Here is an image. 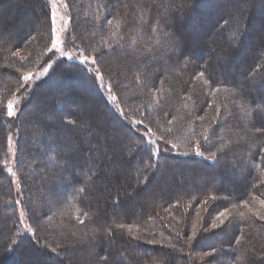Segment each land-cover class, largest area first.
<instances>
[{"label": "trees", "instance_id": "obj_1", "mask_svg": "<svg viewBox=\"0 0 264 264\" xmlns=\"http://www.w3.org/2000/svg\"><path fill=\"white\" fill-rule=\"evenodd\" d=\"M25 1L14 3L15 10L19 6L22 10L36 8L44 21L34 28L23 26L19 33L14 23L26 25L21 18L0 25L1 116L17 91L16 84H26L21 73L35 69L33 65L22 68L23 64L37 66L51 55L47 53L53 36L48 3ZM210 1L81 0L75 4L83 16L97 22L95 33L108 29L107 36L93 39L95 49L103 53L97 61L103 63L104 70H112V63L138 58L142 75L131 80L140 85L123 92L118 106L143 124L128 122L119 114L98 87L95 75L77 61L58 60L50 74L34 84L29 103L23 104L16 116L21 120L30 103L42 100L44 114L39 123L20 125L17 133L20 195L33 230L20 239L16 238L22 229L16 199L19 193L4 168L10 129L6 121L0 123V255L9 256L13 242V250L23 255L5 264H25L24 258L29 257L45 262V255L51 256L49 264H65L62 257L73 264L264 261V220L260 219L264 216V138L256 131L264 129V0H223L208 12L202 6ZM115 11L125 14L111 26L106 22L115 18ZM199 15L206 16L210 28L200 23ZM130 27L137 30L127 36ZM84 31L78 30V37L89 43L90 33ZM76 38L73 34L75 42ZM36 51L41 53L40 59L34 58ZM16 52L20 55H14ZM71 66L92 83L97 96L93 102H100L105 111L101 120L80 117L73 111L75 90L64 88L62 79L74 77H68ZM150 66L159 73L149 74L148 79ZM243 66V72H237ZM200 72L204 75L199 76ZM55 77L58 80L51 81ZM187 85L188 94L180 97ZM56 87L62 89L57 92ZM52 89L55 93L48 103L47 94ZM221 97L226 98L224 103H220ZM172 108L174 115L168 114L164 122V112ZM32 110H37L35 105ZM67 120L76 121V126ZM109 122L116 131H104L103 125ZM84 124L88 130L82 128ZM148 130L178 147L172 149L160 140L158 156L149 160V149L155 150L146 142ZM197 143L217 159L211 162L193 154ZM215 166L218 170L208 175V169ZM177 172L187 177L178 181ZM229 172L234 182L225 187L221 180ZM107 174L112 177L108 181ZM129 186L146 189H138L135 205ZM220 211H225V216L217 218ZM213 222L220 227L211 228ZM121 224L125 227L120 228ZM193 230L197 242L189 247L186 242ZM241 233L245 242L235 245L234 238ZM45 243H56L59 253L48 252ZM210 251L213 255L205 256ZM241 256L245 257L242 262Z\"/></svg>", "mask_w": 264, "mask_h": 264}, {"label": "rangeland", "instance_id": "obj_2", "mask_svg": "<svg viewBox=\"0 0 264 264\" xmlns=\"http://www.w3.org/2000/svg\"><path fill=\"white\" fill-rule=\"evenodd\" d=\"M19 1H24V0H8L7 3L3 0L1 1V3H0V25L3 23H10L11 24V23H14V21L17 18H21L23 21L26 22V25L19 24V22L14 23L15 24L14 29L18 33L21 32V30L24 28L23 26H25L26 29L29 26H32L34 28V26H36L38 24H39V26H41L43 21H44V18H41L37 15L38 13H37L36 8H34V9L28 8V6H27L24 8V10H22L21 6L18 5L20 7L19 10H15L16 6L14 3H18ZM46 1L48 3L47 7L51 13V20H52V25H53V36H52L50 45L52 44L53 40H55V38L57 36H59V38H60L59 47H58V49H51V46H49L47 53L49 52L51 55H50V57H48V59L46 61L43 62V64L39 63L37 66L33 62H32L33 64L31 63V65H29V66L23 64L22 68L32 67V65H33V67H35L34 71L21 73V77L23 79H24V77H27L29 74H31V78L27 79V80L24 79V81L26 82L25 85L16 84L15 89L17 91L15 92L14 96L6 103L7 105H6V108L3 109V115L2 116L0 115V123H1V121H2V123H4L3 120L6 121L7 126L10 129L8 132V135H7V154H6L5 160H4V164H5L4 168H5V171L8 173V175L11 176L12 181H13L14 186H15V190H17V192L19 193L18 197L16 199L18 202L17 205L19 207L20 220H21L20 224H21L22 229L19 232V234H17V236H16L17 239L22 238L24 236L23 233L24 234L33 233V230L31 228L32 225L30 226V223L27 220V214H26V210H25L26 208H25L24 202L22 200V197L20 195L21 178L17 173V163L19 160L18 152L20 149V147H19L20 141H19V138L17 136V133H18V130L20 131V129H19L20 125L23 126L27 123H33L35 121H37V123H39L38 121L40 119V116H43V114H44L43 109L40 107L42 105V102H41L42 100L40 102L30 103L31 104L30 109L28 111L25 110L21 120L16 118L17 113H18V111L21 110V106L23 104L29 103L28 99L30 97L31 91L33 90V88L35 86L34 84L43 80L44 78H46L50 74L52 67H54V64H56L58 62V60L67 59L68 61H77V62L81 63L80 61H81L82 57H81L80 53L83 51L80 48L85 49V52H83L84 55H90V57L95 56L99 60L100 56L103 53H100L99 50L97 51L95 49V45L93 44V42H94L93 39H95L97 41L99 39L100 35H102V38H103V37L107 36L106 34L108 32V29H105L104 30L105 32L104 31L96 32V33L94 32L96 25H97V22L94 21L95 23L93 24V22H91L90 19H88V17L86 15L83 16L78 11V7L75 6L76 3L79 5V2L81 0H46ZM90 1L95 2L96 0H90ZM114 1L115 0H111V2H114ZM221 1H223V0H211L210 2H204V5L202 7L204 9H206L207 11L209 9L213 10L214 8H216V4L218 2H221ZM225 1H227V0H225ZM25 2H27V0ZM82 5H84V4H82ZM1 6H3V7H1ZM4 6L9 7V10L7 12H5L6 8H4ZM247 11H252V10L250 9V7H247ZM132 12H133V7L131 10V13ZM256 13L259 14L260 12L257 11ZM124 14H125L124 11L120 12V13H117L115 11L113 13V15H115V18H113L111 20L110 25L112 26V25L116 24L118 22L117 19L120 18V20H121V17L123 18ZM262 14L263 13H260L261 17L263 16ZM45 15H46V12H45ZM198 18H199L200 23L202 25H207L208 19L206 18V16L202 17L199 15ZM106 23H109V22H106ZM152 25H153V23H152ZM81 26H83V27H81ZM207 26H208V28H210L209 24ZM103 27H104V25H103ZM80 29H83V30L85 29L84 33H86V35L90 33V36H89L90 42L89 43L90 44L92 43L91 44L92 47L90 46L91 48H88L89 47L88 42L81 41L79 39L77 31ZM135 29L137 30V28L130 27V29L128 31L129 34L127 36L133 35L135 33L134 32ZM72 33L75 35V37H77L76 42L73 39ZM191 33L193 34V31ZM32 35L35 36V34H32ZM31 36H30V39H31ZM47 44H49V42ZM235 48L237 49L238 45L235 46ZM61 52H65V53H67V55L62 56L60 54ZM35 53H37V54L34 55V58L37 59V57H38L40 59L41 53L39 51H36ZM69 56H71L72 58L69 59ZM49 64H51L50 68L48 67ZM82 64H84V68L87 69V71H89L91 74L95 75V78L99 84L101 83L100 75L103 76V82H102L103 86H100V87H101L102 91L104 92V95L107 98V100L110 102V104L114 107L115 110L116 109L118 110L117 112L119 114H121L125 119H127L128 122L130 121V122L134 123L137 120H141L139 118H136L134 116V114L128 110H126L127 112H125V111L123 112L122 109H120V107L118 106L119 105V103H118L119 97L121 99V95L123 92L133 90L132 88H135V86L138 87L140 85V83H139V85L132 83V80H131L132 77L142 75V73L139 72V70H141V68H140L141 66L139 64L137 57L134 60L126 61V63H122V62H120L118 64L112 63V70H110L109 72H107L106 69L105 70L103 69L105 67L103 66L102 62L100 64V62L98 63V61H97L96 65H92L90 62L89 63H82ZM72 67L73 66L70 67V70H69L70 72L68 73V77H70L72 75L74 77L72 79L69 78V80L68 79L66 80V78H62V79L64 80V84H63L64 88L71 86L75 90V95L71 96V99L74 98V100H75V107L72 106L73 109H75L73 111H76L75 113H77L80 117L81 116H84V117L92 116L96 120L98 118H99V120H101L100 116L102 115V113H105V111L103 109V106L100 104V102H98V101L93 102V99H96L97 96H95V94L92 91L93 90L92 83L89 81V79L82 78V76L80 74H78L76 72V70ZM150 67L151 68L147 72L148 79L150 78L149 74H153V75L157 76V74L159 73V70L155 66H150ZM45 68H48L47 72L44 71ZM243 68H244V66L242 67V69L239 67V69H237V72H239V73L243 72ZM97 69L99 70L98 73H97ZM58 78L55 77L51 81H55L56 79L58 80ZM139 80H140L141 84H144L143 82H145V81H144V78L142 76L140 77ZM3 81H5L4 78H3ZM115 82H118L117 85H115ZM108 85H111V89H109ZM60 88L61 87H56L55 91L59 92ZM55 91H53V89L51 91H49V93L47 94L48 96L46 98L47 102L50 101L51 98H53ZM188 91H189V85H187L186 88H184V90L181 93H179V96H180V94L182 95V93H183V95L185 93L188 94ZM64 93H65L64 90H62L60 93L61 94L60 96L62 98L64 97ZM58 95L59 94L57 93L56 96H58ZM56 96H54V97H56ZM117 96H118V98H117ZM114 97H115V99H114ZM53 100H55V98ZM225 100H226V98L221 97L220 103H224ZM89 101H91L93 103L90 106H89V104L88 105L86 104V103H89ZM9 102H11V104H12V111L15 112V115L11 116V117L7 115ZM123 102L126 103L124 100H123ZM82 104H86L87 106L83 105L84 106L83 107ZM34 105H35L37 110L33 113L32 107ZM102 111H104V112H102ZM174 113H175L174 108H172L169 111V113H167V114H166V112H164V114H163L164 120L163 121L164 122L167 121V115L168 114H169V116H173ZM133 117H135V118H133ZM82 128L88 130V128H89L88 124H84L82 126ZM103 129H104V131H108V132H110L112 130L116 131L110 122L107 125H103ZM140 130H142V129H140ZM145 135L147 136L148 141L155 140L157 145L161 149L160 143H159L160 142V139H159L160 136L151 135L148 133V131L146 132ZM94 136L95 135L93 134V137ZM259 136L264 138V133L262 132V134ZM100 142H102V141L100 140ZM161 146L162 147L164 146V144L162 142H161ZM152 147H153V145H152ZM205 149L203 151H207V149L206 150ZM154 150H155V148H154ZM47 152H48V149L45 151V155L48 156L49 154ZM189 152H191V151H189ZM204 153H205L204 157L206 159H207V157H210L211 155H213V154H210L208 152H204ZM135 155H137V154H135ZM127 158H129V157L127 156ZM133 158L135 159V157H133ZM207 160L213 162V160H211V159H207ZM160 165H161V163H160ZM108 168H111V166L108 165ZM8 169H11V172H9ZM217 170L218 169L216 166L213 168H209L208 169V172H209L208 175L212 172H216ZM225 176H227V177H225ZM225 176L222 177L221 184L226 187L229 184H231V182H234V176L230 172H229V174H226ZM41 177L42 176H36L35 178L40 179ZM175 177L178 178V181H179L180 179H182V180L185 179L187 177V175L182 174L181 172H177L175 174ZM35 178H34V180H35ZM111 178L112 177H110L109 174L106 175V179H107L106 181L110 180ZM30 180H31V178H30ZM119 181H120L119 183L121 184L122 188H124L123 184L121 183L122 180L120 179ZM2 184H3V181L2 182L0 181V188H1ZM138 189L146 191V189L138 188L135 186H129L127 189V191L129 192L128 194L130 195V198L132 199L131 201L134 205L136 204V199L139 196V194L137 193ZM12 246H11V249L9 248V252H11V254L9 256H6L4 254L0 255V258H3L5 256L3 258V261H2V259L0 260V264L1 263H3V264L7 263L11 258L12 259L18 258L19 256L23 257V255H19L18 251L16 252V250H13V248L15 246L14 242L12 243ZM45 246H46V249L48 250V252L53 253V254L59 253L58 252L59 246L56 245V243L54 245L45 243ZM53 249H54V251H53ZM257 257H259V256H257ZM29 259L27 260L24 258V261H25L24 263L25 264L26 263L27 264H49L51 256L45 255V258H44L45 262H43V260L34 261L32 257H29ZM62 259L64 260L65 264H73V261H71L67 257H62Z\"/></svg>", "mask_w": 264, "mask_h": 264}, {"label": "snow or ice", "instance_id": "obj_3", "mask_svg": "<svg viewBox=\"0 0 264 264\" xmlns=\"http://www.w3.org/2000/svg\"><path fill=\"white\" fill-rule=\"evenodd\" d=\"M108 22L111 23V21H108ZM116 26L119 27V24H117ZM59 44H60V38H59V36H57L55 38V40H53V42L51 44V49H58ZM60 54L62 56L63 55H67V53H65V52H61ZM14 55L19 56L20 54H19V52H16V53H14ZM80 55L82 57V59L80 61L81 63H89L90 62L92 65H96L97 64V58L95 56H91L90 57V55H84L83 52H81ZM71 58L72 57L69 56V59H71ZM21 59H23V57H21ZM48 67L50 68L51 67V64H49ZM47 70H48V68H45L44 71L47 72ZM98 72H99V70L97 69V73ZM198 75L199 76H203L204 75V72H200ZM30 78H31V74H29L27 77H24L25 80L30 79ZM100 81H101V83L98 84V87L103 86V83H102L103 82V76L102 75H100ZM108 87H109V89H111V85H108ZM114 99H115V97H114ZM7 115L10 116V117L15 115V112L12 111V104H11V102H9V104H8ZM66 123L69 124V125L76 126V121H74V120H67ZM135 123L136 124H143V121L142 120H137V121H135ZM144 127H145V129H147V125H144ZM256 131L257 132H264V129L258 128V129H256ZM148 133L151 134V135H154V133H151L150 130H148ZM141 139H142V141L144 140L143 137ZM159 139L165 145H169L170 144L172 149H176L178 147V145H176V144H171V141L164 140L163 137H160ZM205 139H207V137H205ZM146 142L152 144L153 147L155 148V153L152 151L151 148L149 149V160H151L154 155H157L158 156V154L160 152V148L157 145V143H156L155 140L146 141ZM193 152H194L195 155H199L201 157H204V155H205V153L200 150L199 143L196 144V146L193 149ZM185 154H187V153H185ZM207 159H211V160L215 161L217 159V157L213 153V155H211L210 157H207ZM8 171L11 172V169H8ZM79 191L81 193H83L84 192V189L83 188H80ZM213 199H215V198L213 197ZM245 206H247V205L245 204ZM224 216H225V211H220V212L217 213V218L224 217ZM260 219L261 220H264V216H260ZM80 222L83 223V221H80ZM222 223H223V220H221V224ZM119 227L120 228H123L125 226L121 224V225H119ZM210 227L213 228V229H215V228L220 227V225L213 222V223L210 224ZM128 231H131V228L130 227L128 228ZM205 231H207V229H205ZM148 242L149 243H155V241H152V240H150ZM194 242H197V232L195 230H193L191 232V235L189 236V238H188V240H187L186 243H187V245L189 247H191ZM244 242H245V236L242 233L239 236H237V237L234 238L235 245L242 246ZM180 250L183 251V249H180ZM53 251H54V249H53ZM211 255H213V252H211V251L205 253V256H211ZM244 258H245L244 256H241L240 261L242 262L244 260ZM104 259H106V257ZM238 264H240V262H238ZM261 264H264V261H261Z\"/></svg>", "mask_w": 264, "mask_h": 264}]
</instances>
